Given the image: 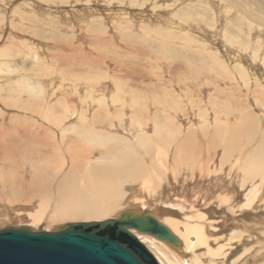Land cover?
<instances>
[{"label":"bare ground","instance_id":"6f19581e","mask_svg":"<svg viewBox=\"0 0 264 264\" xmlns=\"http://www.w3.org/2000/svg\"><path fill=\"white\" fill-rule=\"evenodd\" d=\"M4 1L6 0H0V4H3ZM33 1H27L29 3H27V6L29 7L26 12H29L28 9L33 10L31 5H33V3H37L38 13L40 15L47 16L52 15V12L56 10L55 6L62 2V0ZM158 1L159 0H66V2L72 6L77 3L82 5L85 4L84 7L75 9H81L77 11V13L69 15V18L73 23L78 21V17H81L80 20H87L89 18L88 14L91 12L95 15V17L102 14V23H107V27L109 29L111 28L110 25L115 18L127 23L133 17H136L137 21H150L151 19L153 22L164 23L167 27V31L169 32L168 35L173 36V38L176 35L179 36V32H187V30H191L193 36L194 34L197 35V30L200 28V21L199 19H196V13H198L196 9L187 10L185 13H182L180 18L181 20L177 23L171 21L173 17H177L175 14L176 11H172L173 13L170 11L172 14L170 15L168 13L169 17L167 18V15L164 16L163 14L158 13V11H160L158 9H161L162 7ZM188 1V4L193 2L192 0ZM45 3L51 4V7L54 8L50 9L49 6L47 7V5H44ZM52 3L55 6L52 5ZM98 3L101 4L100 8L96 9L91 7V5L94 6ZM211 3L212 6L214 3ZM113 5L119 6V9L115 6L118 10H113V7L111 8ZM171 5L169 4L168 6L170 7L169 10L171 9ZM217 7L220 8L219 4ZM134 8L137 10H133ZM148 8L149 11H151L150 14L147 12ZM162 9H164V7ZM67 11L68 9L59 10V19H64L65 21L64 15L68 13ZM162 11L165 12V10ZM181 12L183 11L181 10ZM202 13L204 14V12ZM41 22L45 24L44 21L41 20ZM203 23L208 25L206 22ZM208 27L213 29V25H208ZM114 28L115 27H113V29ZM200 29L201 31H204V33H207V28ZM212 32L214 33L213 30ZM200 33L202 34V32ZM78 39L81 40L83 44L86 41V37L84 38V36L79 37ZM114 39L117 38L115 37ZM168 39L165 41L168 42ZM112 41L115 43H110L111 45L118 44L116 40ZM102 42L105 43L106 41L103 40ZM133 42L134 41L132 40L130 44L135 48V46L132 45ZM231 42H233V40ZM137 43H140V41ZM137 43L134 44L137 45ZM238 45L247 47L242 43H238ZM143 46L141 45V47ZM77 47L75 46L74 49ZM110 47L108 46L107 49H111ZM243 50L246 51V48H243ZM251 56L253 59L252 61L255 62V58L259 57V54L253 50ZM89 60L88 68L91 67L92 69L93 66L102 63L103 58H100L97 61L92 60L91 58H89ZM2 61L3 60H0V62ZM16 61L19 64L21 62V58L18 57ZM5 64L8 71L5 70L6 72L4 73H6V75L0 73L2 74L0 76V93L5 95V99L7 97V100L14 99V97L16 99L17 90H13L12 88L7 89L5 85L8 84L10 81L9 79L12 78L11 74L16 72L18 66L17 64L15 65L11 63ZM236 65V67H238L237 70L240 71L238 79L243 80V82L249 81V78H244L246 77V68H244V66H238V64ZM221 67L223 68V72L227 74L226 69L222 65ZM98 69L101 68L99 67ZM105 69L111 74H115L114 68H111L110 70H107V68ZM89 72L94 74L93 70H89ZM89 72L87 73L89 74ZM59 73H52L49 76L41 74L44 78L43 82L45 85H43L41 81H37V84L30 81L28 82L29 93H20L22 97L25 96L28 98L30 95V101L33 103L39 99V101H37L39 102L38 113L41 112V119L45 120L47 125L42 122L36 123L33 131L27 128L28 126H23L19 128L18 132L14 135H11L13 134V130L10 129L12 133L10 132V135H8L7 133H9V131L2 130V125L6 122V118L3 117L1 119L0 169L4 171V174L0 171V202H6V204L17 202L24 204L19 207L15 205L9 206L4 203L0 205L2 206L0 208V212L3 214L1 216H4L3 218L9 222V224L0 227V229L6 226L17 227L24 225L28 226L31 230H35V227L39 226V224L45 220L47 227L57 224L54 228V230H57L69 222L101 221L110 218H118L121 213L130 211L133 215H139L140 213L152 215L159 222L168 227L171 233L178 239V243L174 244L170 241L159 239L148 233L130 229V231L135 234L138 241H140L148 249L159 264H224L228 259H231L229 264H239L249 255H253L255 256L254 258L257 259V257L264 253V249L261 247L258 248L261 243V237L258 238V235L252 233L253 230L257 229L256 225H259L260 221H264V208L260 210L261 213L259 214L254 211V209L259 208L261 205L264 207V171H262V169H259L256 172L248 171L250 175L255 176L254 179L248 180L250 182L248 187H245L242 183L240 184L238 182L239 184L238 186L236 185L237 187L235 185V187H233L232 184L229 187L226 186L223 191H220L217 194L215 193V198L219 200V203L223 204L226 202V199H229V193H234L232 190L237 188L236 191L239 192V195L243 194V199L240 201L235 200L234 206H232V208L236 209V217L244 214L246 219H253L251 221L241 219L244 221L242 229H233L227 236V241L217 245L218 238L222 235H219V231H223L225 227L227 228V226H218V223L222 220L221 217L217 218V216H219V211L214 210L213 207L215 206H210L208 200L209 197L208 199L204 197V202L200 198V194H202L201 186H203L204 183H208V181H210V188L207 187V190L216 191L215 188L218 187V183L220 182L218 181L219 178L217 179L211 175V171L214 169L211 170L212 163L209 164V162L212 160L209 155L204 157L203 154L197 156L194 161L192 160V164H187L191 163L187 159L182 161V157V159L179 160V155L184 149H188L192 152V155L188 156L192 158L193 154L195 155L196 151L201 148L197 138V129L207 130L212 126H215L218 130L223 128V125H220V120L222 118H217L215 111H212L211 115V111L205 110L206 113H203L206 116H199L195 114V116H190L191 119H187L185 116L177 112L176 106L168 105L170 108L169 113H172L171 116L167 115L166 109L158 108L160 104L149 106L147 102L140 100L139 97L137 98L133 93L127 91V89L126 91L123 90V86L117 81H114L116 78L113 80L115 83L111 84L109 80H100L101 77H97L95 75L87 77L78 75L69 77L64 74V70ZM125 74L128 75V73ZM131 78L140 82L142 80L144 81L147 78V75H145L144 72H140L137 76H132ZM140 78L141 80H139ZM222 81L226 82L227 80L223 79ZM242 85L244 84L242 83ZM66 86L69 87L70 90H66ZM136 88L140 89V86L137 85ZM144 88L147 89L146 87ZM68 91H71L73 94ZM70 93L72 95H70ZM45 94H47L46 98L44 97ZM49 94H53L55 96V100L49 103L56 102L60 105L59 108L50 106L45 107V99H51ZM32 95H34L35 100H31L33 99L31 97ZM9 105L12 106L13 104L11 103ZM134 105L138 106L131 110V113H129L130 111L126 112L127 108ZM117 106L119 107L116 108ZM112 107L115 112L120 113V115L117 116V120H115L116 116L113 115L114 110L112 113L113 120L112 118H109L111 117L109 113L112 111ZM163 108L165 107L163 106ZM160 113L165 114V116L156 117ZM169 117H171L172 120H170ZM70 119L72 120L71 122H69ZM53 127L55 128L53 129ZM228 127L229 126H227V128ZM53 131H55L56 139L52 137L54 136ZM44 138H47L49 142ZM159 145L164 146L161 149ZM254 146L251 147V149L253 148V150H257ZM96 147L103 150L102 154H99L96 151V149H98ZM58 152L62 154V157L57 154ZM58 158L61 162L58 169L54 171L52 176H49L48 172L45 174L39 173V169L45 171L49 169V172L51 173V162L53 160H57ZM256 159L255 161H257ZM255 161L254 163L252 162L253 166H255ZM262 162L264 163V161ZM178 163L187 165L185 167L186 170L183 172L179 171L177 167ZM175 165L176 167H174ZM235 170H233V172ZM58 171H63V176L53 187L52 179ZM216 171L217 170L215 168L214 173ZM218 173L220 174V172ZM218 173H215L214 175H218ZM229 173L226 175H229ZM235 173L233 174L235 175ZM220 176H222V174ZM230 176L231 175H229V177ZM211 177H214V179ZM257 177H260V179L258 178L259 181L254 182ZM210 178L213 180H209ZM235 180H233V182ZM220 189H222V187ZM260 191L263 192V196ZM260 193L262 197L260 196ZM213 197H211V199ZM235 198L232 197V200ZM122 200L125 202V205L130 207L123 209L118 213V215H116V213L120 210L119 207L122 205ZM35 201L37 202L36 207H34ZM258 201L261 202L258 203ZM227 206L228 205H226V207ZM187 207L189 210H187ZM223 222L225 223V221ZM229 223L232 222L230 221ZM260 232V234L264 235V230ZM166 244H168V246ZM256 246L258 249L255 251L254 249ZM238 251L240 252L238 253ZM228 255L232 256V258H229ZM261 262L264 264V259H261ZM244 263L245 262L242 264Z\"/></svg>","mask_w":264,"mask_h":264},{"label":"rangeland","instance_id":"374dc122","mask_svg":"<svg viewBox=\"0 0 264 264\" xmlns=\"http://www.w3.org/2000/svg\"><path fill=\"white\" fill-rule=\"evenodd\" d=\"M27 1L29 2V0H6L3 2V4H0V60H3L2 62H0V73L6 75V73L4 72L8 71V69L5 63H11L15 65L17 64L18 66L16 72H13V74H11L12 78L9 79L10 81L8 82V84L5 83L7 89L12 88L13 90H17L16 99L14 97V99L7 100V97L5 99V95L0 93V122L3 117L6 118V122L2 125L3 129L1 128L3 131H9V133L7 134L10 135V129H12L13 134L11 135H14L16 134V132H18V129L23 126H28L27 128L33 131L36 123L42 122L47 125L45 120L41 119V112L38 113L39 102L37 101H39V99L37 101H34L33 103L30 101V95L27 98L25 96L22 97L20 93H29L28 82L30 81H33L35 84H37V81H41L43 85H45V83L43 82L44 78L41 76V74L49 76L52 73H59L63 70L65 72L64 74L69 77H74L77 75L85 77L95 75L97 77H101L100 80H109L111 84L117 81L120 85L123 86V90L126 91L127 89V91L133 93L137 98L139 97L140 100L147 102L149 106L160 104L158 108L166 109L167 115L172 116V113H169L170 108L168 105L176 106L177 112L185 116L187 119H191L190 116H195V114L203 116L205 115L203 113L205 112V110L211 111V115L212 111H215L216 117H221L223 119L222 120L220 118V125H223V128L218 130L215 128V126H212L207 130L197 129V138L199 140L201 148L196 151L195 155L193 154L192 158L188 157L192 155V152H190L188 149H184L179 155V160L183 158L182 161L187 159L191 162L201 154H203L204 157H207V155H209L212 160L209 162V164L212 163L211 170H215L216 168V170L220 172L219 174L216 171L215 173H218V175H214V170L211 171V175L216 177L217 179L219 178L218 181H220L218 183V187L215 188L216 191L207 190V187L210 188L209 183H211L210 181H208V183L206 182L203 186H201L202 194H200V198L202 201L204 197L206 199H208L209 197L208 200L210 206H215L216 208L213 207L214 210L219 211V216H217V218L221 217L222 221H220V223H218L219 225H217L220 227L222 225L227 226V228L225 227V229L228 231V233L225 229L223 231H219V235H222L219 236L217 245L226 242L227 236L233 229H242V227L244 226V221H242L241 219L247 221L253 220L252 218L246 219V216L244 214H241V216L238 215V217H236V209L232 208V206H234L235 200L240 201L243 199V194L239 195V192L236 191L237 188L232 190V192H234L235 194L231 192V194L229 193V199H226V202L223 204L219 203V200L216 199L215 196L218 192L223 191L226 186L229 187L232 184V186L235 187L236 185L238 186L239 183H242L245 187H248V185L250 184L248 180L255 178V176L250 175L248 171L256 172L259 169H262V171H264V163L262 162L264 161V0H216V2L215 0H195V2L194 0H192L194 3L190 2V4H188V0H163L164 2L162 0H159L158 3L162 7L161 9H158L161 11H158V13L163 14L164 16L167 15V18L169 17L168 13L171 15L176 11L175 14L177 17H173L174 19L172 18L171 21L178 23L179 20H181L180 18L182 13H185L187 10L196 9V11L198 12L196 13V19H199L200 21V28H207V33H204V31H201V29L199 28V30H197V35L194 34L193 36L192 31L187 30V32H179L178 35H180H176L174 36V38L173 36L168 35L169 32L167 31V27L164 23L153 22L150 18V21H137V18L133 17L127 23L119 20L118 18H115L110 25L111 28L109 29L107 27V23H102V14H99L95 17V15L89 12L88 17L91 19L88 18L87 20H80L81 17H78V21L76 23H73L72 20H70L69 15L77 13V11L81 9H75L84 7L85 4L82 5L77 3L76 5L72 6L71 4L67 3L66 0H62V2L60 4H57L56 6L52 3L57 11L55 10L54 12H52V15L47 16L40 15L38 13L37 3H33V5H31V8H33V10L28 9L29 12H26L27 8L29 7L27 6ZM211 2L215 4H213V8V5L211 6ZM169 4L173 5V7L171 5L170 10V7H168ZM218 4L220 8L217 7ZM44 5H47V7L49 6L50 9L54 8L51 7V4L48 3H45ZM100 5L101 4L98 3L94 6L91 5V7L98 9L101 7ZM115 6L119 9V6L117 5H113L111 6V8L113 7V10H118ZM163 7L164 9H162ZM149 8L147 9L148 14L151 13V11H149ZM62 9H68V13L64 15L65 21L64 19H59L60 14L58 11ZM133 10L137 9L134 8ZM162 10H165V12ZM181 10L183 12H181ZM170 11L173 12L170 13ZM202 12H204V14ZM36 13H38L39 15ZM41 20L44 21L45 24H43ZM97 21H99L100 23ZM203 22L208 23V25H213V29L209 28L208 25L204 24ZM83 23H85L86 25ZM113 27L115 28L113 29ZM212 30L214 31V33L212 32ZM200 32H202V34ZM167 35L170 39L167 38ZM82 36H84V38L86 37V41L84 44L81 40L78 39ZM115 37L117 39H114ZM167 39L168 42H166ZM103 40L106 42H102ZM112 40H116L118 44H114L115 46L111 45L112 43H115ZM132 40L134 41L132 45L135 46V48L130 44ZM232 40L233 42H231ZM139 41L140 43H137ZM134 43H137V45ZM238 43H242L247 47H242V45L239 46ZM72 45L74 47L78 46L79 48L77 47L74 49ZM120 45L123 47H121ZM141 45H144V48L141 47ZM108 46H111V49H107ZM126 48L128 49V51ZM243 48H246V51H244ZM86 50L88 54L86 53ZM253 50H255L259 54V57L255 58V62H253V59L251 58ZM98 51H100L101 53ZM18 57L21 58V62L19 64L16 61ZM89 58L96 61L100 58H103V61L102 63L99 62L100 64L93 66L94 69H91V67L88 68V61H90ZM126 64L127 66H129L127 67ZM236 64H238V66H244V68H246V77L244 78H249V81L243 82V80L238 79V76H240V71L237 70L238 67H236ZM221 65L226 69L227 74L223 72V68L221 67ZM99 67L101 69H98ZM105 68H107V70L114 68L116 70H114L115 74H111L109 71H106ZM89 70H93L94 74L92 72H89ZM184 70L186 71V73ZM199 70L202 71L200 72ZM87 72H89V74ZM140 72H144L145 75H147L148 79L146 78L144 81L142 80L138 82L135 79L131 78L132 76H137ZM125 73H128V75ZM2 74H0V76ZM114 78L116 79L114 80ZM222 78L226 79L227 81H222ZM139 80H141V78ZM134 82L140 86V89L136 88L137 85ZM241 82L244 85H242ZM144 87H146L147 89H145ZM65 88L66 90H70L67 86ZM209 91H211L212 93ZM71 93L70 95L73 94ZM49 95L51 99H45V107L50 106L59 108L60 105L58 103H49L55 100V96L53 94ZM31 97L33 98L31 100H35L34 95H32ZM44 97L46 98L47 94H45ZM11 103L13 104L12 106L9 105ZM137 106L138 105L130 106L129 108H127L126 112L130 111L129 113H131V110H133ZM163 106L165 108H163ZM118 107L119 106H117L116 108ZM111 109L112 111L109 113L111 117L109 118H112L113 120V115H115L116 118L115 116L114 118L115 120H117V116H119L120 113L115 112L113 107ZM113 110L114 114L112 115ZM161 116H165V114L160 113L156 117ZM169 119L172 120L171 117H169ZM71 121L72 120L70 119L69 122ZM227 126L229 127L227 128ZM54 128L55 127H53V129ZM53 133L54 136L52 137L56 139L55 131H53ZM44 139L49 142L47 138ZM159 146L162 149L164 145ZM253 146L257 148V150H253V148L251 149V147ZM96 148H98L96 149V151L99 154H102L103 150L99 147ZM57 154L62 157V154L60 152H58ZM255 159L257 161H255ZM217 161L219 164L217 163ZM254 161L255 166H253L252 164V162L254 163ZM60 162L61 161L59 158L51 162V173L49 172V169L47 171L39 169V173L45 174L46 172H48L49 176H52L54 174V171L58 169ZM256 162L260 164L258 165ZM187 164H192V162ZM186 166L187 165L182 163H178L177 165L178 170L181 172L186 170ZM174 167H176V165ZM231 167L234 168L232 169ZM228 169L230 170V173L232 172L231 174L229 173ZM233 170L235 171L233 172ZM0 171L4 174V171L2 169H0ZM228 173L229 175H231V178L229 177V175H226ZM233 173H235V175ZM221 174L222 176H220ZM62 176L63 171H58L53 176V187L57 184V181H59ZM214 177L211 178L214 179ZM226 177L229 182L227 181ZM211 178L209 180L212 181L213 179ZM235 178L239 181H236ZM258 178L260 179V177H257L254 182L259 181ZM233 180L236 181V184L235 181L233 182ZM221 181L223 184L221 183ZM221 187L222 189H220ZM260 192L263 196V192ZM211 197L213 198L211 199ZM232 197L236 198L232 200ZM229 201L231 204L229 203ZM259 202L261 201H258V203ZM3 203L4 202H0V205H2ZM36 203L37 202L35 201L34 207H36ZM121 203L122 205L119 207L120 210L116 213V215H118V213L123 209L130 207L125 205V202L123 200ZM4 204H6V202ZM23 204L17 202L8 203L6 205H15L19 207ZM224 204L228 206L226 207V205ZM1 207L2 206H0V208ZM263 208V205H261L259 208H257L258 210L254 209V211L255 213L259 214L261 213L260 210H262ZM187 210H189L188 207ZM1 215L3 214H1L0 212V216ZM3 217L1 216V218ZM1 218L0 227L9 224V222H7L5 218H3L4 220ZM238 220L242 222H239ZM223 221H225V223ZM230 221L232 223H229ZM43 222L39 224L40 227H35V230L51 231L54 230L55 226L57 225L55 224L52 225L53 227L51 225V227H47L45 220ZM259 225H256L257 231L253 230L252 233L258 235V238L261 237V243L259 244L258 248L261 247L262 249H264V235L260 234V231L264 230V221H260ZM166 245L168 246V244ZM258 248L256 246L254 250L256 251ZM240 251H238V253ZM228 256L229 258H232V256ZM254 257L255 256L253 255H249L247 257L248 259L244 258V260L239 264H242L243 262H245L244 264H262L261 259L264 258L261 257H264V253L261 256L257 257V259H255ZM230 261L231 259H228L224 264H229Z\"/></svg>","mask_w":264,"mask_h":264},{"label":"water","instance_id":"95a60500","mask_svg":"<svg viewBox=\"0 0 264 264\" xmlns=\"http://www.w3.org/2000/svg\"><path fill=\"white\" fill-rule=\"evenodd\" d=\"M130 229L178 243L152 215L125 211L118 218L69 222L54 231L3 227L0 264H159Z\"/></svg>","mask_w":264,"mask_h":264}]
</instances>
